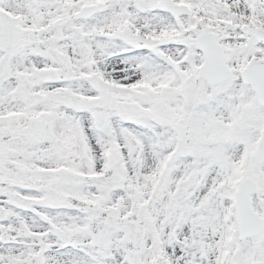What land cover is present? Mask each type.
<instances>
[{"label": "snow or ice", "instance_id": "1", "mask_svg": "<svg viewBox=\"0 0 264 264\" xmlns=\"http://www.w3.org/2000/svg\"><path fill=\"white\" fill-rule=\"evenodd\" d=\"M0 264H264V0H0Z\"/></svg>", "mask_w": 264, "mask_h": 264}]
</instances>
